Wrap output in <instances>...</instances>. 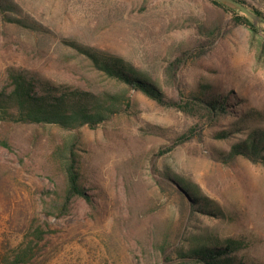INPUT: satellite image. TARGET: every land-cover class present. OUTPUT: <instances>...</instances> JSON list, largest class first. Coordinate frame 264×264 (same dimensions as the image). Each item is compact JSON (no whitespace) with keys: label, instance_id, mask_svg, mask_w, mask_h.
Returning <instances> with one entry per match:
<instances>
[{"label":"rangeland","instance_id":"rangeland-1","mask_svg":"<svg viewBox=\"0 0 264 264\" xmlns=\"http://www.w3.org/2000/svg\"><path fill=\"white\" fill-rule=\"evenodd\" d=\"M10 1L19 13H0V88L6 70L20 68L115 95L120 111L93 130L0 122V264H164L163 250L208 234L240 240L249 261L264 264V166L213 158L236 142L215 137L231 119L209 123L198 108L160 106L108 78L76 48L130 63L174 99L169 66L188 49L192 58L176 72L186 92L208 86L245 109L264 110V23L249 18L258 31L252 35L209 0ZM252 3L264 12L263 1ZM203 24L219 27L213 44L199 31ZM183 135L187 141L152 168L153 155ZM70 152L84 195L58 218ZM157 171L184 178L220 211L190 212L171 186L158 184Z\"/></svg>","mask_w":264,"mask_h":264},{"label":"trees","instance_id":"trees-1","mask_svg":"<svg viewBox=\"0 0 264 264\" xmlns=\"http://www.w3.org/2000/svg\"><path fill=\"white\" fill-rule=\"evenodd\" d=\"M209 1L236 19V23L232 26L243 25L252 35L258 33L247 16L213 0ZM236 1L264 20V12L252 3L254 0ZM258 1L264 2V0ZM0 13L8 19L7 13L17 14L19 10L12 1L0 0ZM198 29L204 37L210 39L212 44L218 37V26L203 24ZM76 48L108 78L125 85L129 90L142 93L160 106L182 112L190 111L194 107L198 108L203 111L209 123L221 118H230L231 123L215 137L220 140L235 137L236 142L232 143L226 151L215 152L213 158L224 164L232 163L237 158H244L253 164L264 166V110L245 109L235 98L230 99L226 94L216 93L208 86L186 92V87L178 80L176 72L188 58H192L191 50L182 51L169 66L178 94L174 99L168 98L146 74L136 70L130 63L90 47L76 45ZM198 53H195L197 56L193 57L202 55L199 56ZM119 111V101L115 95L102 96L43 81L31 72L20 68H8L6 84L0 88V122L3 123L50 124L67 130L82 127L93 130L109 121ZM235 134L240 137L237 138ZM187 139L188 136L183 135L172 145L160 148L150 161L151 167L156 168L155 162L159 157ZM77 163L73 152H70L65 164L67 184L56 208L60 211L58 218L69 213L76 196L84 195L79 183L80 174L77 171ZM157 174L160 178L157 179L158 184L171 186L186 201L190 212L206 215L211 214L213 210L220 211L219 208L211 206L208 200L200 195L198 189L184 178L167 172L157 171ZM244 247L240 240L219 239L208 234L194 239L188 247L176 249L173 253L163 250L162 260L164 264H253L247 258ZM172 254L175 258H172Z\"/></svg>","mask_w":264,"mask_h":264},{"label":"water","instance_id":"water-1","mask_svg":"<svg viewBox=\"0 0 264 264\" xmlns=\"http://www.w3.org/2000/svg\"><path fill=\"white\" fill-rule=\"evenodd\" d=\"M227 8H230L232 10H236L250 18L254 24L257 23H264V20L256 15H254L252 12H250L243 4L236 0H213Z\"/></svg>","mask_w":264,"mask_h":264}]
</instances>
